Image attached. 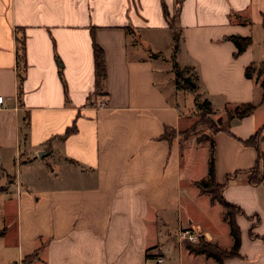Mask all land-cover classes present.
Instances as JSON below:
<instances>
[{
	"label": "crops",
	"instance_id": "obj_1",
	"mask_svg": "<svg viewBox=\"0 0 264 264\" xmlns=\"http://www.w3.org/2000/svg\"><path fill=\"white\" fill-rule=\"evenodd\" d=\"M163 7L180 31L174 61L194 70L213 111L249 102L261 88L244 71L264 62V0H0V264H218L189 250L185 229L231 248L222 205L195 185L209 145L162 137L188 125L191 93L174 86ZM230 35L251 43L234 56ZM261 100L262 88L251 114L211 136L214 180L237 173L222 196L242 210L238 256L223 264H264V180L248 182L258 150L240 142L264 136Z\"/></svg>",
	"mask_w": 264,
	"mask_h": 264
},
{
	"label": "trees",
	"instance_id": "obj_2",
	"mask_svg": "<svg viewBox=\"0 0 264 264\" xmlns=\"http://www.w3.org/2000/svg\"><path fill=\"white\" fill-rule=\"evenodd\" d=\"M177 1L180 2L181 0H177ZM163 11L165 18L168 21L169 27L173 31L172 54L170 59L172 61L171 68L174 73L175 88L176 90H183L192 93L197 88L196 83L195 82L193 83L189 78L185 77L184 74L182 73L183 71L179 70L176 62L174 61V53L176 52L178 47L180 31L178 30L177 27L175 28L176 25L175 17L170 18L165 7H163ZM263 26H264V21H263ZM126 30L129 32L131 28L128 26L126 27ZM225 39L231 41L236 47V52L234 53V56L241 54L246 49V47L251 43L250 37H243L239 35H230L227 36ZM20 45L21 48L18 54V63L20 66V70L18 72L19 93H21V84L24 78V71L26 67L25 59H24L23 42H21ZM92 49H93V58H94V74H95L94 94H98L100 93V91H102V85L105 79V65H104L102 49L96 44L95 41L92 42ZM244 75L246 78H252L253 76H255L256 81H258L260 77H262L261 80H259L260 86L262 88V100H261L262 102L264 100V62H262L259 66H256L254 64L249 65L248 67L245 68ZM204 104L206 105V108L210 107V102H208L207 100L204 101ZM194 105L198 109L201 108L200 107L201 105L198 103L196 99L194 100ZM256 107L257 104L251 102L241 104L240 106H236L233 109L232 113L230 114L229 120H231L232 118L241 119L242 117L251 114ZM228 126H229V122L225 126H220L217 129H215L213 133L218 131H227ZM176 136H177L176 131L171 128H165L164 133L162 135V137L168 142H170ZM240 142L246 146H253L258 150L256 165L254 166V168L246 171L248 182L250 184L257 185L264 180V157L262 156L261 151L258 149L259 144L261 142H264V136L261 135L260 131H257L249 138L245 140H240ZM209 145H210V150H209V159H208L207 178L205 180L195 182V185L201 193L209 195L210 200L212 202H217L220 205H222L224 209L223 219L228 224L229 235L232 239V246L228 251H226L220 248L219 246H217L216 244L206 241L203 238V236L199 235L197 239V243L189 244L188 248L191 252H194L196 254H204L205 256L215 260L218 264H223L224 260L238 256V249L240 246V229L236 224L235 217L236 215L241 214L242 210L238 208V206L226 202V200H224L222 196V191L226 183L231 178H234V176H236L237 173H235L232 176L231 175L227 176L226 182L224 184H217L214 180L215 168H214V150H213L212 140L210 141ZM2 189H5V187H0V190ZM229 209L234 210V212H232Z\"/></svg>",
	"mask_w": 264,
	"mask_h": 264
},
{
	"label": "rangeland",
	"instance_id": "obj_3",
	"mask_svg": "<svg viewBox=\"0 0 264 264\" xmlns=\"http://www.w3.org/2000/svg\"><path fill=\"white\" fill-rule=\"evenodd\" d=\"M175 28H176V25H175ZM135 40H136V38H134L133 41H135ZM255 52H256V54H255L256 59H264V58H260V57H262V55H260V51H258V49H256ZM171 65H172V61L170 59V66ZM182 73L184 74L185 77L189 78L193 83L197 82L198 77H195L194 70H188L187 72L183 71ZM261 78L262 77H260L259 80H261ZM259 80H258V82H259ZM174 86H175V84H174ZM260 92H261V88L255 87L253 89V92L250 94L249 102L256 104L258 98L260 97ZM192 93H194L195 97H192L193 95H191V93H190V96L189 97L187 96V98H189L187 103H189V104H186L187 108L189 109L187 112L188 116H189V123L186 126V128H183L181 130L176 131V134L180 136L179 138H180V143L182 144V146L187 144L188 140L189 141L194 140L196 144H203L204 143L205 145H209L213 131L220 126H225L229 122V117H230V114L232 113L233 109L236 106H240L241 104L249 103V102H245V103L234 102V106L229 104V105H225L223 107V109H221V110L213 111V109L211 107L206 108L204 101H206L207 99L204 98V96H202V94L199 93V91H197V88ZM195 99L201 105L200 109L195 107V105H194ZM263 113H264V109H261V111L257 113L258 114L257 116L261 117L259 120L260 123H262L264 121L262 119L264 116ZM209 150H210V145H209ZM261 154L264 157V150L261 151ZM6 180H7L6 182L8 183L9 179L7 178ZM229 210L234 212V210H232V209H229ZM194 213H195V211H194ZM226 224L227 223H225V226L227 228ZM196 243L197 242H194L192 244H196ZM189 244H191V243H189ZM223 250H225V249H223ZM226 251H228V250H226Z\"/></svg>",
	"mask_w": 264,
	"mask_h": 264
},
{
	"label": "built area",
	"instance_id": "obj_4",
	"mask_svg": "<svg viewBox=\"0 0 264 264\" xmlns=\"http://www.w3.org/2000/svg\"><path fill=\"white\" fill-rule=\"evenodd\" d=\"M0 103H2V96H0ZM180 237L181 239L186 240L191 243L197 242V239H198V236L188 229L181 230ZM162 262H163V258L159 257L157 259V264H162Z\"/></svg>",
	"mask_w": 264,
	"mask_h": 264
},
{
	"label": "water",
	"instance_id": "obj_5",
	"mask_svg": "<svg viewBox=\"0 0 264 264\" xmlns=\"http://www.w3.org/2000/svg\"><path fill=\"white\" fill-rule=\"evenodd\" d=\"M45 153L43 152L42 154H38L39 156H42V155H44Z\"/></svg>",
	"mask_w": 264,
	"mask_h": 264
}]
</instances>
